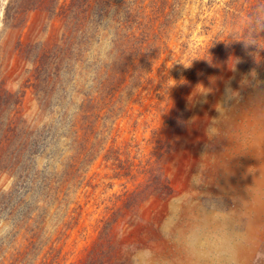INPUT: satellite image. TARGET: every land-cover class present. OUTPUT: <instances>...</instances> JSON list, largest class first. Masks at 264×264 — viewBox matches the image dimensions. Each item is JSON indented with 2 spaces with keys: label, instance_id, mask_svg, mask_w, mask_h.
<instances>
[{
  "label": "trees",
  "instance_id": "obj_1",
  "mask_svg": "<svg viewBox=\"0 0 264 264\" xmlns=\"http://www.w3.org/2000/svg\"><path fill=\"white\" fill-rule=\"evenodd\" d=\"M1 1L6 29L22 31L33 11L47 13L60 28L47 39L24 42L19 36L16 43L18 56L28 63L25 87L38 101L36 117L24 113L26 90L0 85V176L12 178L9 189L0 187V264H131L120 235L133 210L115 204L93 219V240L82 258L68 262L57 245L88 210L78 193L89 185L88 171L96 158L102 154L122 164L119 151L103 144L112 139L113 124L126 114L129 101L145 89L144 81H154L145 71H152L194 0ZM196 1L201 13L205 6L213 7L211 0L204 5ZM234 2L224 3L225 14ZM212 50V61L206 58L194 68L189 82L217 75L220 57ZM226 53L222 59L230 63L232 50ZM41 116L49 120L42 122ZM151 154L147 168L115 170L116 178L134 185L125 206L173 194L167 179L160 181L162 173L156 174L160 168L150 166ZM141 175L148 176L143 188ZM87 214L93 217L94 212Z\"/></svg>",
  "mask_w": 264,
  "mask_h": 264
},
{
  "label": "rangeland",
  "instance_id": "obj_2",
  "mask_svg": "<svg viewBox=\"0 0 264 264\" xmlns=\"http://www.w3.org/2000/svg\"><path fill=\"white\" fill-rule=\"evenodd\" d=\"M203 1L204 5L209 0ZM211 1L213 7L205 6L202 13L198 2L193 1L189 14L167 38V49L154 61L152 71H145L154 81H144L145 89L129 101L126 114L115 120L110 132L112 139L103 147L119 151L122 164L115 159L107 161L101 154L89 168L90 183L78 193L81 204L88 210L83 214L81 224L57 245L68 262L86 254L84 249L93 240L90 238L93 219L115 204L124 211L133 210L120 235L126 248L124 253L131 258V264H185L178 237L209 203L206 198L209 195L222 198L231 206L232 198L245 194V186L254 182L248 168L259 165L260 159L253 152L241 153L227 160L225 166L217 167L220 162L217 156L224 152L230 141L223 139L209 146L206 129L211 119L219 116L216 105L225 99L229 86L239 91L238 108L243 107L257 90L254 87L257 81L260 82L258 87L264 88V49L246 46L243 41L256 40L260 48H264V0H237L229 15L222 8L227 0ZM0 3V85L4 83L13 91L26 90L24 113L36 117L38 101L32 90L25 87L28 63L18 56L16 43L19 36L24 42L52 37L58 33L60 23L50 21L45 12L33 11L22 31L6 29L2 21L5 2ZM197 12L202 15L196 25ZM203 25H206L205 29ZM212 48L219 52L220 60L216 66L219 73L205 81L189 82L193 69L201 65L206 56H212ZM227 48L234 55L230 63L222 59ZM245 56L248 59L244 60ZM253 71L256 73L254 80ZM245 78L252 83L244 84ZM204 88L210 91H197L206 90ZM230 103L237 102L233 99ZM40 119L47 122L49 117L41 116ZM253 144L264 169V145L245 139L240 146L251 147ZM151 153L155 155L150 166L160 168L156 174L162 173L160 181L167 179L173 194L165 199L155 194L141 200L137 206H125L127 191H132L134 185L125 177L116 178L115 170L122 166H131L135 170L147 168ZM147 179V175L138 176L142 188ZM11 185V177L0 176L1 188L9 189ZM92 211L93 217L87 214ZM85 227L88 228L86 236ZM248 242L240 252L239 264H264V227H254Z\"/></svg>",
  "mask_w": 264,
  "mask_h": 264
},
{
  "label": "clouds",
  "instance_id": "obj_3",
  "mask_svg": "<svg viewBox=\"0 0 264 264\" xmlns=\"http://www.w3.org/2000/svg\"><path fill=\"white\" fill-rule=\"evenodd\" d=\"M243 41L246 46L256 45L259 49H264L260 48L256 40ZM206 58L209 62L212 61L210 54ZM251 75L254 80L255 71ZM243 83L250 84L252 81L245 78ZM259 83L257 81L254 84L257 90L241 108L237 107L239 91L229 86L225 99L216 105L219 116L213 117L206 129L209 146L223 139L230 141L224 152L216 155L220 158L217 167L225 166L227 160L241 153L253 152L260 159L259 165L248 168V173L254 176V182L245 186V194H237L232 198L231 206L226 205L222 198H213L210 195L206 198L209 203L202 207L197 217L178 237L185 264H239L240 252L248 242L252 229L264 227L262 158L257 154L255 144L251 147L240 146L245 139L264 145V88L258 87ZM204 89L206 90L197 91H210ZM233 99L236 104L230 103ZM226 153L228 155L225 158Z\"/></svg>",
  "mask_w": 264,
  "mask_h": 264
},
{
  "label": "bare ground",
  "instance_id": "obj_4",
  "mask_svg": "<svg viewBox=\"0 0 264 264\" xmlns=\"http://www.w3.org/2000/svg\"><path fill=\"white\" fill-rule=\"evenodd\" d=\"M170 227V226H169ZM251 240V239H250ZM249 243V242H248Z\"/></svg>",
  "mask_w": 264,
  "mask_h": 264
}]
</instances>
